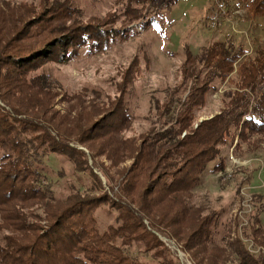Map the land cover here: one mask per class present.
Returning a JSON list of instances; mask_svg holds the SVG:
<instances>
[{
    "label": "trees",
    "instance_id": "obj_1",
    "mask_svg": "<svg viewBox=\"0 0 264 264\" xmlns=\"http://www.w3.org/2000/svg\"><path fill=\"white\" fill-rule=\"evenodd\" d=\"M167 1L117 0L88 15L78 0H0V264H182L162 237L195 264H264L263 208L251 211L245 231L257 253L232 237L233 223L221 237V213L194 202L211 164L223 189L252 169L237 165L223 181L232 163L225 148L241 159L264 151V44L250 54L214 42L194 54L184 43L177 81L151 94L148 127L137 134L129 100L148 57L120 68L111 95L72 92L46 72L163 26ZM239 1L249 18L264 19V0ZM218 82L230 95L201 121ZM49 154L91 185L55 188ZM101 208L116 213L105 229Z\"/></svg>",
    "mask_w": 264,
    "mask_h": 264
},
{
    "label": "rangeland",
    "instance_id": "obj_2",
    "mask_svg": "<svg viewBox=\"0 0 264 264\" xmlns=\"http://www.w3.org/2000/svg\"><path fill=\"white\" fill-rule=\"evenodd\" d=\"M88 15H101L109 11L117 0H78ZM163 26L152 27L137 36H131L111 47L107 52L90 55L83 51L68 64H49L48 75L72 92L82 89L99 90L104 95L114 93V81L121 67L127 66L134 58L148 57L150 65L141 79L135 84L130 96V107L137 118L135 133L148 127L145 116L149 111L150 96L161 86L177 81L178 68L184 59L183 44L188 43L194 54H203L214 42L232 43L252 54L258 45L264 44V19H251L247 15L246 4L239 0L217 3L215 0H168L163 10ZM218 91L211 94L207 106L200 112L201 121L215 116L222 107V99L228 98L230 89L227 83L217 84ZM66 104L58 105L62 109ZM234 147L223 150L224 155L234 156L252 169L247 177L241 174L236 181H230L227 189L220 186V174L212 172L213 164L204 174L202 184L195 189L194 202L208 204L221 213L220 236L224 227L233 223V238L241 237L250 248L258 251L248 231L249 215L253 209L264 206V151L247 159L237 158ZM49 179L55 188L66 191L67 186L77 182L83 190L91 185L88 174L74 173L73 165L66 158L49 154L46 157ZM231 167L232 163L228 162ZM239 167L234 168V174ZM64 171L65 177L60 175ZM244 176V177H243ZM105 181V179L103 178ZM240 192V193H239ZM243 192L246 195H243ZM262 199H258L257 197ZM100 227L105 229L115 220L116 213L106 208L97 212ZM264 228V210L261 215ZM249 225V226H248ZM264 232L262 233V236ZM170 247L182 264H195L181 246L170 242ZM180 249V252L177 251ZM258 253V252H257ZM238 264V261H236Z\"/></svg>",
    "mask_w": 264,
    "mask_h": 264
},
{
    "label": "built area",
    "instance_id": "obj_3",
    "mask_svg": "<svg viewBox=\"0 0 264 264\" xmlns=\"http://www.w3.org/2000/svg\"><path fill=\"white\" fill-rule=\"evenodd\" d=\"M215 2H216L217 5H218L219 3H223L224 1H223V0H215ZM231 162H232V166L229 167V168L226 170V174H225V176L223 177V181H228V180L234 178V177H233V176H234V168H233V167H235V166H237V165H246V164H244V163H242V162H239V160L236 159V158H234V156H231ZM243 195L245 196L246 193L243 192ZM162 238H163V240L169 245V247L172 246V244H170V242H172L171 240H168V239L165 238V237H162ZM177 251L180 252V249H177Z\"/></svg>",
    "mask_w": 264,
    "mask_h": 264
}]
</instances>
